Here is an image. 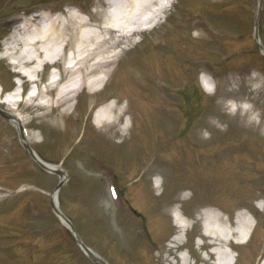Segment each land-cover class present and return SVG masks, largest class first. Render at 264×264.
<instances>
[{
	"label": "rangeland",
	"instance_id": "obj_1",
	"mask_svg": "<svg viewBox=\"0 0 264 264\" xmlns=\"http://www.w3.org/2000/svg\"><path fill=\"white\" fill-rule=\"evenodd\" d=\"M73 3L91 13L93 9H102L104 0H0V80L6 88L13 87L14 73L3 57V49L16 29V21L46 10L64 12ZM257 12L258 0H177L167 12L165 21L125 47L119 60L112 65V75L103 90L91 93L85 88L77 98L74 113L66 119L50 116L44 119L35 117L30 121L28 131L35 132L38 140H31V143L41 156L50 163L63 164L71 174V181L63 185L59 195L64 211L82 237L112 264H183L175 257H167L164 252L176 232L171 218L174 203L179 204L183 212L195 216L206 204L214 203L219 211L220 206L235 208V202L240 203L236 208L256 206L251 181L241 174L238 175L239 190L229 186L225 190L217 171L216 184L194 174L205 175L207 170L216 169V164L200 166V158L216 159L223 148L227 150L223 151L222 160L228 158V161L235 162L239 151H249L253 147L264 151V106L255 108L262 124L253 130H249L252 124L240 117L236 122H230L228 115H220L221 121L216 115L219 114L216 113V103L221 99L219 94L216 95V89L227 73L255 67L262 69L260 71L264 74V54L259 51L254 38ZM193 23L197 27H193ZM208 30H212L211 34ZM260 35L264 43V8ZM155 44L160 45L158 48L165 53L153 48ZM191 54L202 58H192ZM203 71L214 75V94L205 93L201 87L200 73ZM158 73L174 83L176 96L172 90L158 87L162 79ZM154 83H157L158 91L154 86L149 89ZM230 87L225 88L229 90ZM164 95L169 100L166 98L161 104L158 100H164ZM111 97L110 101L119 98L118 105L129 109V113L113 127L118 129L122 123L129 127L120 136L108 130L110 124L99 129L93 123L92 103ZM167 101L166 108L163 103ZM220 101L221 109L227 110L225 101ZM0 107L3 110L8 108L3 103ZM164 108V115L157 113ZM213 112V126L210 132L202 131L198 143L207 152H215L208 154L201 149L200 153L195 140L197 130ZM23 114L32 115L28 111ZM174 125L181 130L176 137L179 145L169 141L171 145L162 147V138L168 137L166 134L174 136L179 132L178 128H172ZM11 132L20 143L16 127L0 113V184L4 186L0 190V264H90L79 246L71 245L59 233V221L52 213L49 195L59 176L41 168L22 147L4 140V134ZM216 146L220 148L216 149ZM251 153L258 160L252 150ZM241 157L247 156L242 154ZM197 161L196 170L189 166L187 173L175 168V162L186 167V163L195 166ZM246 161L251 162L250 159ZM106 162L113 172L103 169L102 165L97 170V166ZM242 165L245 167V163ZM156 171L163 172L164 178L153 175ZM221 172L234 180L238 173L233 164ZM115 173L124 185L126 197L120 212H117L116 204L122 201L115 202L107 187L108 178ZM248 174V177L256 175L254 167H249ZM140 175L143 178L137 180ZM211 175L215 176L214 173ZM152 176L163 181L161 188H155L157 193L161 192L159 195L153 190ZM133 177L136 180H131ZM252 182L258 188L264 186V178ZM131 183L133 185L128 187ZM37 187L44 192L40 193ZM183 187L192 189L183 190ZM182 191L184 198L181 197ZM131 204L137 210H133ZM257 218L259 226L255 236L241 249L236 264H249L264 239L263 212H259ZM133 228L139 232V237Z\"/></svg>",
	"mask_w": 264,
	"mask_h": 264
},
{
	"label": "bare ground",
	"instance_id": "obj_2",
	"mask_svg": "<svg viewBox=\"0 0 264 264\" xmlns=\"http://www.w3.org/2000/svg\"><path fill=\"white\" fill-rule=\"evenodd\" d=\"M114 6L113 10L103 15L104 20L99 24L94 23L92 18H84L76 10H72L67 16L46 13L39 21H35L34 16L19 24L17 32L7 42L5 56L13 59L17 72H24L30 80L36 75L37 68L42 62L51 64L57 62L63 54L64 44L65 50L69 46L74 53L71 58L73 76L61 88L56 87L55 81L49 82L42 95L37 97L30 95L26 99V105L22 110L31 112L33 117L51 115L54 118H65L74 106L73 99L86 83L89 82L91 88H98L105 83L111 73L108 66L118 59L119 53L113 52V48L120 40L132 35L143 25L156 23L167 8L164 0H116ZM248 80L249 83L246 84L240 78L235 80L233 77L230 80V83L239 85L234 93L223 95L226 100H231L230 105L237 100L251 99L257 103L256 105L264 106V81L261 75L256 73ZM208 85L209 83L206 84L207 88ZM261 98L263 100L260 102ZM8 102L13 105L10 111L13 110L15 124L29 123L28 117L17 111L21 110L22 104L12 99ZM218 105L223 113L221 101ZM106 107L95 118L98 126L102 127L110 120L115 122L119 118L114 114L116 109H119L116 102H111ZM56 109L58 112H55ZM252 109L253 106L241 108V115L248 123H253L255 119ZM239 110L231 109V115L238 114ZM112 130L116 136L125 132L123 128ZM35 134L31 133L32 138H35ZM184 225H188V222L186 221ZM251 227L252 221L244 218L243 213L239 214L236 223L231 224L216 212L205 213L199 232L206 239V244L211 247V255L215 256L214 264L229 261L231 255L221 247L246 242L245 238ZM184 263L187 264V261Z\"/></svg>",
	"mask_w": 264,
	"mask_h": 264
},
{
	"label": "clouds",
	"instance_id": "obj_3",
	"mask_svg": "<svg viewBox=\"0 0 264 264\" xmlns=\"http://www.w3.org/2000/svg\"><path fill=\"white\" fill-rule=\"evenodd\" d=\"M205 135H207V133H205Z\"/></svg>",
	"mask_w": 264,
	"mask_h": 264
}]
</instances>
